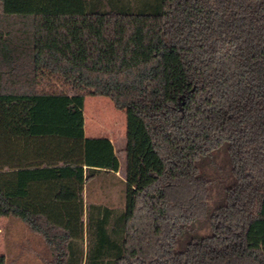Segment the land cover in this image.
<instances>
[{"label":"trees","instance_id":"1","mask_svg":"<svg viewBox=\"0 0 264 264\" xmlns=\"http://www.w3.org/2000/svg\"><path fill=\"white\" fill-rule=\"evenodd\" d=\"M87 96L125 113L119 210L83 202L119 167ZM0 217L48 264H264V0H0Z\"/></svg>","mask_w":264,"mask_h":264},{"label":"rangeland","instance_id":"2","mask_svg":"<svg viewBox=\"0 0 264 264\" xmlns=\"http://www.w3.org/2000/svg\"><path fill=\"white\" fill-rule=\"evenodd\" d=\"M84 121L88 122L96 131L107 130L103 125L109 122L119 124L120 132L116 141V149L122 160L125 158V113L114 108L110 99L100 96H87L83 107ZM116 125V124H115ZM121 149V150H120ZM90 188V187H89ZM124 190V185H123ZM92 192V191H91ZM86 193V201L93 202L102 199V195L95 192ZM123 202H119L116 194L112 204H101L114 209L123 208L124 193H121ZM0 239L6 247V264H48L51 259L48 248L41 237L29 231L27 225L14 217H0Z\"/></svg>","mask_w":264,"mask_h":264},{"label":"crops","instance_id":"3","mask_svg":"<svg viewBox=\"0 0 264 264\" xmlns=\"http://www.w3.org/2000/svg\"><path fill=\"white\" fill-rule=\"evenodd\" d=\"M119 132H116L115 128H113V130L111 131H106V130L96 131L95 129H93V127L88 122H86V120L84 121V135L86 137L107 138L110 141L113 147V150L115 152V155L119 162V167L117 171H110L107 169H102L94 173L91 177H89L85 181L83 185L82 193H81L84 204H88V203L112 204L113 199H114L113 197L114 194H116L119 202H123V197L121 196V193L123 192V185H124L123 181L125 179V158L121 160L120 156L118 155V151L116 149V141H117ZM88 191L90 192L92 191V192L102 195V199L99 201L95 200L93 202H87L86 193ZM46 247L48 248L47 245ZM5 253H6V247L4 246L3 241L0 239V254L5 255ZM49 253H50V250H49Z\"/></svg>","mask_w":264,"mask_h":264}]
</instances>
